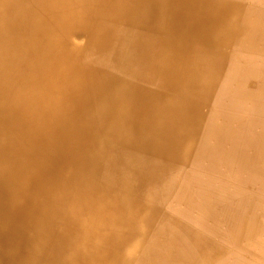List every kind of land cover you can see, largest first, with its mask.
<instances>
[{"label":"bare ground","instance_id":"obj_1","mask_svg":"<svg viewBox=\"0 0 264 264\" xmlns=\"http://www.w3.org/2000/svg\"><path fill=\"white\" fill-rule=\"evenodd\" d=\"M0 264H264V0H0Z\"/></svg>","mask_w":264,"mask_h":264}]
</instances>
